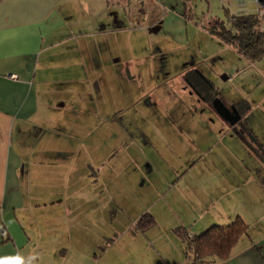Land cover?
I'll return each mask as SVG.
<instances>
[{
    "label": "crops",
    "instance_id": "obj_1",
    "mask_svg": "<svg viewBox=\"0 0 264 264\" xmlns=\"http://www.w3.org/2000/svg\"><path fill=\"white\" fill-rule=\"evenodd\" d=\"M187 1L0 0V264H184L175 227L199 234L237 216L248 228L229 257L202 264H264V160L241 142L228 172L235 180L215 185L213 196L201 187L175 190L185 175L174 184L167 178L157 189L148 186L152 197L163 192L165 198L150 196L145 212L153 225L135 230L136 217L115 238L100 231L108 209L121 207L120 184L136 190L131 182L141 161L149 178L154 156L170 154L172 147L166 139L150 148L146 140L116 139L112 129L119 128L122 113L102 102L114 97L119 109L146 102L161 118H171L175 104L187 108V83L166 93L153 66L165 65L170 87L168 66L184 59H167L164 51L187 48ZM238 11L247 14V5L242 2ZM223 99L233 106L247 94L238 88ZM250 159L261 166L258 176ZM88 169L104 194L91 190ZM47 208L52 214L20 215Z\"/></svg>",
    "mask_w": 264,
    "mask_h": 264
},
{
    "label": "rangeland",
    "instance_id": "obj_2",
    "mask_svg": "<svg viewBox=\"0 0 264 264\" xmlns=\"http://www.w3.org/2000/svg\"><path fill=\"white\" fill-rule=\"evenodd\" d=\"M187 2V15L190 18L187 48L185 50H173L170 48L168 51H164L167 59H178L181 57L180 59H184V63L180 65L172 62L168 66L172 70L170 73L174 79L173 82L171 80L168 82L170 85L168 87L164 83L165 65L161 61H156L153 64L155 68L154 76L157 80V76L161 74L160 77L162 79L158 84V88L165 86V92L167 93V89L174 87L175 83L181 84L184 82L185 86L186 83L189 85V82L184 78V73L189 72L193 80L200 77H206L210 80L224 104L228 103L223 98L229 92L234 94L235 89L238 88L244 90L247 94L250 109L247 115L236 123V127L232 128L216 114L212 103L205 102L203 96H199L194 89L193 95H190L192 89H188V93L185 95V100L191 101L192 105L187 102L186 108L185 105L176 106L175 104L171 111V118H161L157 111L158 108L155 106L147 108L145 107L146 102L119 109V101L116 98L106 97L107 101L104 99L102 105H106L108 110H110L112 105L117 106V114L122 113L118 118L119 121L116 122L119 128L112 129L113 131L115 130L113 134H117L116 139H138L140 143H145L146 140L149 148L154 144V141L157 140L156 145H159L161 142L158 140L166 139L172 146V153L170 152L169 154V152L165 151L159 157L154 156V171L150 172L152 176H149V178L143 177L145 171L141 167L144 165L143 161H141L139 170L136 171L131 182L136 185V190H130L125 182L120 184L121 187H124L123 191L120 192L121 207L117 204V206L112 205L108 209L106 220L100 226L101 233L105 232L108 238L117 237L119 233L130 227L134 218H139L146 213L147 204L151 202L150 198L152 197L151 193L148 192L149 185H154L155 189H157L158 182L165 184L166 179L169 178L174 184L180 176L185 175L181 182L173 185L175 190L182 187L188 189V186H190V189L194 191L196 187H201L209 193L207 196H213L215 185L231 184L232 180H235V177L228 176V172L234 168V165H231L233 162L232 158L237 156L242 150V147L237 145V143L245 144L246 151V147H249L252 152H257L253 148L258 145L257 142L253 143V139H255L262 145L264 151V57L253 63L247 62L234 47L221 42L208 30L212 19H220L225 26L229 27V17L239 13L238 9L241 7L242 2L247 5V13H255L253 1L188 0ZM150 65L149 63L148 66ZM179 72L182 73V76ZM229 75L232 77L231 81L225 79ZM184 85L180 86L183 88ZM150 86L154 90L151 93L157 95L158 92L155 91L157 89L156 84L153 83ZM141 98L142 95H139L138 100ZM108 113L111 114V112ZM107 115L110 116L109 114ZM152 118L154 119L153 121ZM108 121L106 120V123ZM106 125L108 126V124ZM128 148L129 145L123 149L127 151ZM200 148H202L201 154L199 153ZM207 152L208 154H206ZM124 155L125 153H121L119 156L122 157ZM256 155L263 162L264 154ZM215 157L216 159H213ZM250 164L254 170L257 169L255 175L258 176L261 166H258V162L252 159H250ZM88 173V183L91 190L97 195L104 194L103 190L97 186L95 187L97 184L95 171L88 169ZM205 175H208L209 178H206ZM105 177L110 179L109 173H105ZM123 179H126L125 176ZM210 191L213 195L210 194ZM163 195V192H159L152 199L156 202H159L160 199L163 201L165 200ZM215 195L217 198V193ZM102 200L109 201L105 197H102ZM64 203L66 204L65 201ZM130 204L131 207L129 206ZM158 204L160 205L162 202L156 203V207ZM62 208L65 209V207ZM47 209L41 210L42 212L28 209L20 213V215L27 214V217L30 218L40 213L41 215L43 213L46 215L52 214L49 208Z\"/></svg>",
    "mask_w": 264,
    "mask_h": 264
},
{
    "label": "trees",
    "instance_id": "obj_3",
    "mask_svg": "<svg viewBox=\"0 0 264 264\" xmlns=\"http://www.w3.org/2000/svg\"><path fill=\"white\" fill-rule=\"evenodd\" d=\"M229 20L230 26L227 27L222 20L212 19L208 28L209 32L221 42L234 47L247 62L253 63L263 58L262 20L255 13L233 14ZM184 75L206 102L210 103L216 97L223 101L211 81L209 82L205 77L193 80L189 72H185ZM233 106L239 109L241 114H245L250 109L247 99H241ZM255 150L260 155L264 153L260 144L255 146ZM154 223V217L146 212L136 220L135 230L144 231ZM247 228L248 225L244 219L237 216L226 225L213 224L199 234L190 233L183 226H177L173 231L183 244L184 264H202L227 259L240 236L247 232Z\"/></svg>",
    "mask_w": 264,
    "mask_h": 264
},
{
    "label": "water",
    "instance_id": "obj_4",
    "mask_svg": "<svg viewBox=\"0 0 264 264\" xmlns=\"http://www.w3.org/2000/svg\"><path fill=\"white\" fill-rule=\"evenodd\" d=\"M212 107L216 114L229 125L236 124L241 118L234 106L227 107L219 98L212 101Z\"/></svg>",
    "mask_w": 264,
    "mask_h": 264
},
{
    "label": "built area",
    "instance_id": "obj_5",
    "mask_svg": "<svg viewBox=\"0 0 264 264\" xmlns=\"http://www.w3.org/2000/svg\"><path fill=\"white\" fill-rule=\"evenodd\" d=\"M255 5V14L262 20V28H264V0H252Z\"/></svg>",
    "mask_w": 264,
    "mask_h": 264
},
{
    "label": "flooded vegetation",
    "instance_id": "obj_6",
    "mask_svg": "<svg viewBox=\"0 0 264 264\" xmlns=\"http://www.w3.org/2000/svg\"><path fill=\"white\" fill-rule=\"evenodd\" d=\"M184 78L186 79V77L184 76ZM206 78V77H205ZM207 79V78H206ZM208 80V79H207ZM186 81L187 82H189L187 79H186ZM209 82H210V80H208ZM188 85V84H187ZM188 87H190V89H194L195 90V88H194V86L192 85V83L191 82H189V85H188ZM214 100V99H213ZM205 101V100H204ZM206 102V101H205ZM208 103V102H207ZM210 103H212V101H210ZM232 106V105H231ZM227 107H230V106H227ZM236 108V107H235ZM236 110L238 111V113L240 114V116H241V118H240V120L238 121V122H240L241 120H242V116H243V114H241V112L239 111V109H237L236 108ZM228 124V123H227ZM229 125V124H228ZM230 127H232V128H234V126L236 127V124H234V125H229Z\"/></svg>",
    "mask_w": 264,
    "mask_h": 264
}]
</instances>
